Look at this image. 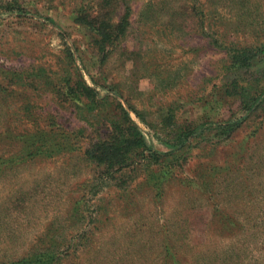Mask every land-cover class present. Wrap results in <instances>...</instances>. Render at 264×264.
Segmentation results:
<instances>
[{
    "label": "rangeland",
    "instance_id": "rangeland-1",
    "mask_svg": "<svg viewBox=\"0 0 264 264\" xmlns=\"http://www.w3.org/2000/svg\"><path fill=\"white\" fill-rule=\"evenodd\" d=\"M22 1L25 15H0V264H264V108L246 114L225 93L249 79L228 68V49L264 41V0H135L104 64L76 23L99 0ZM65 44L159 161L109 174L88 159L108 132L58 91L62 73L76 74ZM230 122L242 125L225 137ZM179 128L196 133L177 151Z\"/></svg>",
    "mask_w": 264,
    "mask_h": 264
},
{
    "label": "trees",
    "instance_id": "trees-1",
    "mask_svg": "<svg viewBox=\"0 0 264 264\" xmlns=\"http://www.w3.org/2000/svg\"><path fill=\"white\" fill-rule=\"evenodd\" d=\"M134 1L99 0L98 10L92 13L89 11L91 9L84 5L79 7L76 23L88 30L91 38L90 44L100 55L102 64L114 54L120 47L121 42L128 36L132 23ZM193 10L197 25L199 24L200 27L207 29L212 26L206 20L204 14L196 10L195 6ZM148 12L150 14L148 17L161 16L154 13V10H148ZM26 13L22 0H0V15L16 14L17 16H23ZM64 49L65 59L70 64L71 71H75L76 74L71 73L69 70L62 73L58 83L61 84L58 91L61 95L70 99L79 113H83L81 116L89 126L94 128L102 124L108 132L106 137L99 138L88 151H85L88 159L98 166H103L109 174L136 166L139 161H159L162 156L151 152L141 128L133 119L129 110L113 97L115 94L106 86L99 85L92 79L91 81L95 85L88 84L74 65L76 59L73 49L68 44H65ZM228 51L230 57L228 68L231 71H247L249 79L247 78L245 82L233 79L226 87L225 93L227 96L235 98L241 105V110L246 114L264 108V99H262L264 95V66L260 70L254 71V68L258 65L264 64V41L257 43L255 47L228 49ZM101 88L105 91L103 95L100 93ZM132 110L136 117L142 121L140 113L134 108ZM172 119L173 115H170L164 120L168 123ZM242 122H230L223 125L221 133L225 137H229L241 127ZM194 133H196L195 128H179L175 133L174 140L170 143L173 150L183 149ZM65 144L57 146L58 151L64 152L67 149ZM40 256L26 258L12 264H48L47 258L49 256Z\"/></svg>",
    "mask_w": 264,
    "mask_h": 264
}]
</instances>
